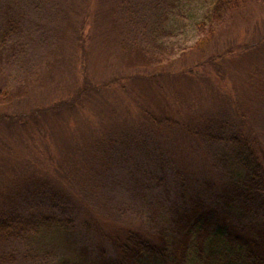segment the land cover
I'll return each mask as SVG.
<instances>
[{
    "label": "rangeland",
    "instance_id": "obj_1",
    "mask_svg": "<svg viewBox=\"0 0 264 264\" xmlns=\"http://www.w3.org/2000/svg\"><path fill=\"white\" fill-rule=\"evenodd\" d=\"M40 1L0 0V7L21 14L24 24L13 51L0 45V117L27 121L35 110L32 116L38 120L27 129L16 124L9 130L0 123V205L21 189L41 184L70 194L77 209L73 231L47 229L17 249L0 247V264H78L83 247L89 252L96 249L91 244L108 247L127 228L147 232L152 211L164 227L163 199L149 195L148 211L141 199L130 197L167 187L170 198H188L207 193V181L218 187L223 179L215 154L222 149L207 143L208 133L248 138L264 167V42L257 48L262 52L251 50L264 35V2L234 12L223 29L208 36L197 25L209 4L181 0L152 53L135 36L117 0H65L46 14ZM247 46V52L239 51ZM157 72L164 73L156 83L159 91L148 83ZM84 83L97 95L75 115L54 118L39 111L70 99ZM150 113L158 126L140 121ZM114 127L134 130L128 134L136 138L140 130L151 133L142 147H155L157 163L151 171L164 179L155 183L157 191L148 188L152 175L140 177L134 168L136 153L129 167H108L114 153L105 150L116 141H111ZM224 167L241 177L232 158ZM254 219L250 215L245 221Z\"/></svg>",
    "mask_w": 264,
    "mask_h": 264
},
{
    "label": "trees",
    "instance_id": "obj_2",
    "mask_svg": "<svg viewBox=\"0 0 264 264\" xmlns=\"http://www.w3.org/2000/svg\"><path fill=\"white\" fill-rule=\"evenodd\" d=\"M54 1L56 0L40 1L45 6V14L51 13L53 6L65 0ZM203 1L209 4V7L197 28L200 34L205 33L208 36H214L217 31L223 29L234 12L244 10L254 1L264 2V0ZM51 3H53L52 6H50ZM182 5L181 0H140L138 4L130 0L116 1L120 11H127V18L131 19L127 22L133 26L131 28H134L135 36L146 42L149 46L144 49L152 53L156 50L155 41L161 33L163 35L167 31L165 25L170 14L180 10ZM0 9L2 10L0 12L2 20L0 45L4 50L13 51L23 37V16L13 9L9 11L6 6ZM263 36L256 43L255 48L251 49L257 50L255 53L263 50L257 49L259 44L264 42ZM245 49L248 51L249 46L240 47L239 51H246ZM157 73L156 76L154 74L149 76L148 83L154 85L159 91L160 86L156 83H160V75L164 73ZM115 81L116 79L114 82L111 81L108 86L115 85ZM92 87L85 86L84 83L79 92L70 99L57 101L53 106L39 111L43 110L42 112L54 118L75 115V111L84 109L85 101L97 95L90 93ZM102 88L104 86H100L98 91ZM149 115H141L140 121L145 125L152 123L158 126L154 120L155 114ZM31 116L29 121H22L19 116H3L0 117V123L9 130L16 124L27 129V125L36 119ZM113 129L117 134H113L111 141L114 138L116 141L112 142L113 148L109 146V151L105 150L107 153H114L113 156L108 157V167L111 164H113L112 168L129 167L133 164L135 157L140 156L134 168L140 177L147 172L152 175L147 180L148 188L154 186L157 191L158 186L155 183H162L164 179H159L151 171L157 163L155 147L147 149L142 147L147 142L145 137L151 133L140 130L138 132H142V136L136 138L133 137L136 133L128 134L134 130L115 127ZM207 143L221 145L222 153L215 154L216 163L222 169L223 179L220 180L218 187H214L211 181H207L205 183L207 193L195 192L188 198L186 194L170 198L167 187L162 193L154 194L147 191L150 194L141 197L135 193V196L130 197L132 202L141 199L144 203H142L143 208L146 207L148 211H150L149 203L152 204L149 195L157 201L163 199L167 204L164 206L167 209V225L164 227L158 225L152 211L150 216L147 215L149 222L147 232L142 233L144 231L127 228L121 230L108 247L91 244V247H96L93 252L83 247L84 258L78 264H264V167L258 153L253 149L248 138L232 132L227 136L208 133ZM132 153H136L135 157ZM229 158L233 159L241 177L238 178L225 170L224 166L229 164ZM163 169L164 166H161L159 171ZM39 186V188L34 186L32 189L23 188L10 201L0 205L1 248L15 249L19 245H26L34 236L47 229L57 228L66 233L73 231L77 204L74 203L72 196L65 191L55 190L46 185ZM131 187L137 192L132 185ZM166 196L168 200L164 199ZM250 215L255 218L254 221H245ZM99 238L102 240L101 236ZM88 255L91 257L89 258Z\"/></svg>",
    "mask_w": 264,
    "mask_h": 264
}]
</instances>
